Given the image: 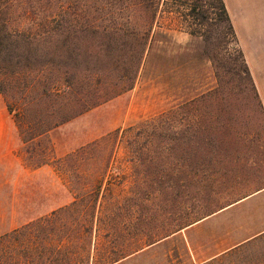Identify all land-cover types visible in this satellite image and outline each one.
<instances>
[{
    "label": "rangeland",
    "instance_id": "374dc122",
    "mask_svg": "<svg viewBox=\"0 0 264 264\" xmlns=\"http://www.w3.org/2000/svg\"><path fill=\"white\" fill-rule=\"evenodd\" d=\"M5 1L11 14L5 35L32 33L45 0ZM198 3L193 18L183 0H161L133 89L46 134L29 139L31 133L18 128L25 126L22 117L37 118L43 107L21 110L18 104L9 113L6 104L12 99L0 92V236L72 201L67 175L54 160L101 138L117 139L106 175L110 187L101 201L108 212L118 207L122 223H135V232L121 227L126 247L143 249L123 264H264V55L252 49L257 71L253 77L245 61L246 75L238 57L242 49L236 36L226 33L217 1ZM129 43L123 38L117 54L98 61L104 79H118L122 60L116 57ZM3 49L2 67L30 62L25 44ZM97 50L87 53L79 42L78 74L84 75ZM210 92L215 99L188 109L187 148H175L172 158H154L152 165L133 166L122 130ZM115 131V138L107 137ZM149 173L158 179L150 187L144 184Z\"/></svg>",
    "mask_w": 264,
    "mask_h": 264
},
{
    "label": "trees",
    "instance_id": "16d2710c",
    "mask_svg": "<svg viewBox=\"0 0 264 264\" xmlns=\"http://www.w3.org/2000/svg\"><path fill=\"white\" fill-rule=\"evenodd\" d=\"M199 1L183 0L191 8L188 16H196ZM216 1L219 19L226 33L234 39L235 33L225 4L223 0ZM45 2L43 16L33 22L28 21L32 22V33L15 31L5 35L10 24L11 14L6 12L10 4L0 0V46L10 51L25 44L29 50L24 54L30 61L28 65L20 67L24 69L22 72L14 71L20 68L0 65V92L13 100L6 104L9 113L13 112L12 108H18V104L21 110L35 106L44 110L37 118L22 117L25 126L17 125L31 133L29 139L46 134L133 89L139 67L149 48L161 0ZM189 33L196 35L198 32L191 30ZM123 38L130 41V48L116 57L122 60L117 71L118 79L106 80L103 77L105 68L98 65V61L117 54ZM79 42L87 53L91 52V48L100 49L94 51L93 61L86 62L84 75L77 73ZM35 45H41V48L37 50ZM238 54L242 70L249 75L243 54L241 51ZM38 55L42 56L40 61ZM7 63L13 61L8 60ZM22 88V93L14 91L19 92ZM215 97V93H207L197 100L177 105L122 130V135L127 136L125 141L133 166L145 161L152 165L154 158H172L175 148H187L188 109ZM22 112L26 114V111ZM199 115L200 112H197L195 117ZM202 121L203 118L196 122V125L199 123L197 131L201 129ZM118 134L119 131H115L107 137L115 138ZM109 140L101 138L54 160L57 169L67 175L72 201L1 235L0 264H123L143 251L133 247L130 250L124 239L121 241L124 236L120 233L121 227L125 226V230L129 227L135 232V223L131 219L129 223H122L118 207L108 212L106 203L101 201L103 190L110 187L106 175L117 139L107 143ZM98 160L99 165L95 164ZM147 178L144 184L149 187L151 182L158 180L155 173H149ZM175 183L178 184L177 181ZM135 188L137 192L140 190L138 182ZM105 242L112 243L116 248H107Z\"/></svg>",
    "mask_w": 264,
    "mask_h": 264
},
{
    "label": "crops",
    "instance_id": "0c3cea01",
    "mask_svg": "<svg viewBox=\"0 0 264 264\" xmlns=\"http://www.w3.org/2000/svg\"><path fill=\"white\" fill-rule=\"evenodd\" d=\"M223 2L245 61L255 77L256 64L250 59L254 53L253 48L261 49V52L256 51V55H264V0H223Z\"/></svg>",
    "mask_w": 264,
    "mask_h": 264
}]
</instances>
